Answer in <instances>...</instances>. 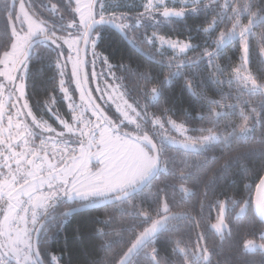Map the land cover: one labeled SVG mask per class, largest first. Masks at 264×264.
I'll return each instance as SVG.
<instances>
[{"label":"trees","instance_id":"16d2710c","mask_svg":"<svg viewBox=\"0 0 264 264\" xmlns=\"http://www.w3.org/2000/svg\"><path fill=\"white\" fill-rule=\"evenodd\" d=\"M17 1L10 9L13 16ZM24 1L28 5V0ZM207 1L197 0L182 17L155 21L141 15L148 10V0H98L96 17L99 9L101 14H123L131 25L134 20L141 22L140 27L123 28L129 41L107 26L95 30V51L85 50L88 81L91 85L90 70L102 69L96 59L107 62L127 100L146 120L138 122L137 127L121 124V114L112 105L103 106L94 89L90 94L116 130L144 147L145 135L154 140L160 168L144 188L119 202L100 205L103 198L70 201L63 195L51 196L57 200L49 199L42 214L32 216L30 252L24 253H30L34 261L25 264H118L129 244L154 222L158 223L153 236L131 264H153L148 255L152 248L156 249L158 264H184V255L175 248L177 239L191 249V264H264V226L252 207L255 186L264 174V89L244 87L233 78L232 68L241 62V38L233 32L228 39L233 25H225L231 18H240L241 25L248 24L249 13L259 10L251 18L253 25L247 33L248 71L264 83V0H234L224 20L226 3ZM30 2L29 11L47 20L58 34L78 28L71 0H52L57 5L55 10L47 0ZM8 10V3L0 6V48L10 43V21L5 19ZM222 31L225 38L217 47L215 42ZM154 33L184 41L188 47L179 51L150 44L148 38H153L145 36L157 41ZM213 49L214 54L204 58ZM96 52L101 56L96 57ZM62 54L41 40L26 62V97L32 112L54 126L58 122L52 111L68 120H73L74 112L62 97L58 83L61 75L56 61H62ZM72 93L76 96L75 88ZM157 118L166 131H171V123H177L195 137L214 134L216 138L197 144L160 134L154 122ZM2 213L3 209L0 218ZM218 219L224 223L221 230L213 227L219 224ZM245 241L251 243L246 247ZM34 242L40 261L35 258ZM5 259L8 264H16Z\"/></svg>","mask_w":264,"mask_h":264},{"label":"rangeland","instance_id":"374dc122","mask_svg":"<svg viewBox=\"0 0 264 264\" xmlns=\"http://www.w3.org/2000/svg\"><path fill=\"white\" fill-rule=\"evenodd\" d=\"M71 1L74 3L73 16L78 28L76 30H70L68 34H59L60 37L68 41L67 44L63 43V40H58L57 42L60 47L52 46L59 50L60 53H64V55H61L62 61L60 63L64 73L61 79L63 78L65 83L60 85V92L66 100L69 109L74 111L73 120H68L61 113L52 111V116L58 122V125L54 126L49 121L33 113L36 121L47 123L49 130H44L38 127L36 123H33L32 117L27 114V110H25L20 119L23 121L22 130L24 127H27L35 134V137L37 135L36 132L43 136L61 137L64 140L74 142L76 148L69 158L63 162H59L55 158L53 150L47 149L46 152L53 155V165L49 166L44 162L40 166L34 165L32 168L25 169L28 161L26 153L25 159L21 162L24 168V174L18 175L15 183L17 185L23 176L27 178V182L20 187H12L10 180L8 183L0 185V200L3 201L0 210L3 209V213L8 208V194L10 193H14L18 197L16 200L15 216L17 208L26 199L35 203L37 207H44L43 205L45 203L48 204V198L51 196H62V194L70 201L109 199L136 186L153 167V155L151 152L127 133L116 130V126L111 125L107 118L104 117L105 114L100 113L86 93L84 81L81 77L80 51L83 33L91 21V6L93 0ZM158 2L160 0H152V5L148 9L154 8ZM186 2L189 3L187 0ZM148 4L149 0L147 6ZM26 10L31 14L27 5ZM17 14H20L21 22H23L24 17L20 8V0L17 1L15 15ZM97 15L105 19L113 18L115 20L117 18L116 14H101L99 9ZM20 27V23L15 25L17 31L20 30ZM156 34L158 33H154V36ZM38 37L39 35L33 37V40ZM96 39L97 33L95 32L88 46L90 52L95 51L93 45ZM180 43L187 45L184 41H178L177 45ZM176 48L181 51L178 46ZM100 56L96 52V57ZM96 60L97 64L102 66V69L90 70V73H92V84L90 85L89 83L90 91L94 89L97 93L98 100L103 106L107 107L112 105L116 112L121 114V124L127 123L129 127H137L138 122L141 123L142 119L146 120V118L142 115L138 107L127 100L122 86L111 71L108 70L109 64L103 60ZM23 70L24 68L22 67L20 71L23 72ZM73 88L77 91L76 96L72 93ZM84 119L87 120V123L82 122ZM154 122L156 123V121ZM160 124H158L160 134H169L175 136L173 138L181 139L189 143L205 144L216 138L215 135L204 136L207 139H204V137H195L189 134L182 124L171 123V131H166L165 126L161 127ZM14 146L17 148L20 147L19 143ZM2 163L3 158L0 157V164ZM16 168L17 165L13 163L12 169ZM0 172H4L5 176L7 175V172L3 168H0ZM0 179H3V177H0ZM57 185L61 187L59 192L55 190ZM218 220L217 223H219L220 227L216 229L221 230L224 223L222 219ZM14 227L18 229L19 243L28 242V230L25 226L21 224L20 226ZM29 239L31 241V237ZM25 255L28 257L27 261H34V257L30 253L25 254L24 252L21 253L22 260Z\"/></svg>","mask_w":264,"mask_h":264},{"label":"snow or ice","instance_id":"6c2138e0","mask_svg":"<svg viewBox=\"0 0 264 264\" xmlns=\"http://www.w3.org/2000/svg\"><path fill=\"white\" fill-rule=\"evenodd\" d=\"M13 2L14 0H0V6L8 3L9 10L5 12V19L10 21L8 26L10 43L6 48H0V157L3 158V163L0 164V168H3L5 172H7L6 176L4 172H0V177H3V179H0V185L8 183L10 180L12 182V187H15L18 175L24 174V168L21 162L25 159L26 153L31 150L30 141L35 139V134L27 127H24L22 130L23 121L20 117L24 114L25 110H27V114L32 117L33 123H36L41 129L49 130L46 122L40 123L36 121L31 105L26 99V62L29 63V49L32 48L33 37L39 35L42 41H46L48 44L57 48L60 47L57 42L58 40H63L65 44H67L68 41L60 37L57 31L51 30V24L43 17H36L34 13L30 14L26 10L24 0H20V8L24 17L23 22H21L20 14L15 16L12 15L10 9ZM47 3L51 6L52 10L57 8V5L52 3V0H47ZM160 3L163 4L164 0H160ZM151 5L152 0H149L148 7H151ZM30 6L31 2L28 0L27 7ZM257 11L259 10L249 13L250 18L248 24L241 25L240 18H238L233 23L232 29L227 33V37L231 39L233 32H236L241 38V62L232 68L233 78L239 81L244 87L251 85L252 89H264V83L258 82L248 71V64L250 61L247 33L251 27V18L257 15ZM170 13L180 16L183 14V10L165 8L163 11V15L165 16ZM17 23L21 24L19 31L15 28ZM224 38L225 33L222 31L215 42L217 47L221 46ZM160 39L172 47L178 46L181 51L188 47V45L184 43L177 45L176 41L165 40L164 37H160ZM214 51L213 49L212 52H206L205 55L211 57ZM261 54L264 55V49H261ZM22 67L24 68L23 72L20 71ZM56 67L60 70L61 77H63L64 73L59 60L56 61ZM217 68H220L219 64H217ZM58 83L63 85L65 80L62 78ZM21 102L23 103L21 104ZM156 123L160 124L159 118L156 119ZM161 127H163V125H161ZM209 132H211V129H209ZM204 139H207V137H204ZM17 143L20 145L19 148L14 146ZM40 143L42 144L43 141ZM37 151L38 150H32V155L35 156ZM13 163L17 165L16 169H12ZM28 163L31 165V158L28 159ZM17 199L18 197H16L14 193L8 194V208L4 210L3 217L0 218V264H8L5 257H7L9 253H11L16 264H25L28 260L26 255L24 261L21 260V253L23 250L16 246L17 243H19L18 229L12 225V221L16 219L15 210ZM156 223L158 222H154L152 228L147 229L146 232L151 233L155 229ZM213 227L219 229L220 225L215 224ZM143 236L144 233H141L140 236L129 244L120 257L118 264H131L134 256L138 253V245L141 243ZM250 243V241H245V246L247 247ZM175 248L184 255V264H191V260L189 259L191 249L182 246L178 239L175 242ZM155 253V248L148 251V255L152 259L153 264H158ZM208 258V254L205 252L204 259L207 260Z\"/></svg>","mask_w":264,"mask_h":264},{"label":"water","instance_id":"95a60500","mask_svg":"<svg viewBox=\"0 0 264 264\" xmlns=\"http://www.w3.org/2000/svg\"><path fill=\"white\" fill-rule=\"evenodd\" d=\"M97 2H98V0H93V2H92V6H91L92 7L91 8L92 17H91L90 23L86 27L84 35H83L82 44H81V51H80V55H81V67H80L81 68V77H82V80L84 81L85 90L87 92H88L89 82L87 80L88 76H87V71H86L85 50L88 48V46L90 44V40L92 38L94 31L97 28H99L100 26H107V27H110V28L118 31L119 33H121L126 38L125 33L123 31V27L121 26V24L118 21L111 20V19H105V18L101 19V18L96 17L95 10H96ZM126 39L129 41L128 38H126ZM39 41H41V39H36V40L32 41V48L29 49V55H30L34 45L36 43H38ZM133 46L137 51L143 53L142 50H140L134 44H133ZM205 57H207V56L205 55L204 58ZM91 101L94 103V105L100 111V113L104 114V111L93 100V98H91ZM143 143H144L145 147L149 148L153 153L152 170L136 186H134L133 188L129 189L128 191H126L122 194H119L117 196H114L112 198H109V199L103 198L101 201L98 202L100 205L115 203V202H119L123 199L128 198L129 196L133 195L134 193H136V192L140 191L142 188H144L149 183V181H151V179L157 174V172L159 171L160 162H161L158 146L154 142V140L149 138V136H147V135H145V140ZM28 166H29V168L33 167V159H32L31 165L28 163ZM263 197H264V174L262 175V177L257 182L255 189H254L253 198H252L253 212H254L255 216L258 218V220L264 226V212L262 210V199H263ZM38 233H39V228L37 229V231L35 233V239L37 238ZM153 234H154V231H152L151 233H148V232L144 233V236L141 239V243L138 245V251L153 236ZM33 250L35 253V258L38 261H40L39 254H38V251L36 249V242L33 243ZM7 257L12 262L16 263L15 260L12 258V255L9 254Z\"/></svg>","mask_w":264,"mask_h":264},{"label":"built area","instance_id":"2783aa9c","mask_svg":"<svg viewBox=\"0 0 264 264\" xmlns=\"http://www.w3.org/2000/svg\"><path fill=\"white\" fill-rule=\"evenodd\" d=\"M82 122H87L84 119ZM43 141L41 144L40 142ZM31 150L27 152L28 158L33 159L34 165H42L44 163L45 158H49L54 161L53 155L51 153H47V149H51L54 151L55 158L59 162H63L69 158V156L74 151L75 143L64 140L63 138L57 136H38L37 138L30 141ZM20 146V145H19ZM32 150H38L35 156L32 155ZM25 181V178L22 179ZM57 188H60L57 186ZM51 202L57 200L56 197H50ZM44 208L35 207V204L29 200H24L23 203L16 211V219L13 221L14 226H20L23 224L25 228L28 230V238L32 235L34 230V225L32 223V216L34 214H42ZM25 242L19 243L18 248H21L23 252H30V245L23 244Z\"/></svg>","mask_w":264,"mask_h":264},{"label":"flooded vegetation","instance_id":"af4514ba","mask_svg":"<svg viewBox=\"0 0 264 264\" xmlns=\"http://www.w3.org/2000/svg\"><path fill=\"white\" fill-rule=\"evenodd\" d=\"M187 1H189V3L186 2V0H164V3L163 4L160 3V2H158V3H156V5H155L156 7L155 8L148 9L145 13H143L141 15L143 17H150V18H152L155 21L157 19H165L167 21L173 20L174 18L182 17L186 11H189V10L193 9L196 6V4H194V2H196L197 0H187ZM211 1L212 0H210V2ZM219 1L221 3L222 2L223 3H226V6H225L226 9H225V11H223L224 14H223V17H222V20H224V15H226L228 13L229 8H230V6H232L234 0H229V1L228 0H219ZM210 2L208 0L207 1V4H210ZM165 8L175 9V10H181L182 9L183 10V14L180 15V16H177L175 14L170 13L169 15L165 16V15H163V11H164ZM220 11H222V10H220ZM98 18H100V17H98ZM117 18L120 19V21H118V22L121 24V26L123 28H126V27H128V28L140 27V22H141L140 20H134L133 21V25H131L130 24L131 23L130 20H128L127 18H125V16L123 14L117 15ZM228 18H229V16H228ZM111 20H113V18H111ZM235 21L236 20H234L233 18H231V20L229 22H225V25H233V23ZM240 21H241V19H240ZM85 30H86V28H85ZM137 32H138V30L137 31H134V33H137ZM94 33H95V31H94ZM142 36L144 37V34ZM145 37H152L153 40L148 38V43L155 44L158 47H167V48L172 47L169 44L164 43L162 40H160V37H164L165 40H174V41H176L178 43L177 40L172 39L171 37H167V36L161 35V34H156L155 35L157 41L154 40V37L153 36H145ZM172 48H175L176 49V47H172ZM87 76H88L87 77V80H88V78L90 79V76H89L88 72H87ZM89 96H90V99H91L92 96H91L90 92H89Z\"/></svg>","mask_w":264,"mask_h":264},{"label":"bare ground","instance_id":"6f19581e","mask_svg":"<svg viewBox=\"0 0 264 264\" xmlns=\"http://www.w3.org/2000/svg\"><path fill=\"white\" fill-rule=\"evenodd\" d=\"M89 82V81H88ZM89 92H90V89H89V86H88V92L86 91L87 95L89 96ZM262 210L264 212V197L262 199Z\"/></svg>","mask_w":264,"mask_h":264},{"label":"crops","instance_id":"0c3cea01","mask_svg":"<svg viewBox=\"0 0 264 264\" xmlns=\"http://www.w3.org/2000/svg\"><path fill=\"white\" fill-rule=\"evenodd\" d=\"M36 136H39V135H36ZM48 165H49V164H48ZM49 166H50V165H49ZM62 195H63V194H62ZM45 204H46V203H45ZM45 204H44V205H45ZM44 205H43V206H44Z\"/></svg>","mask_w":264,"mask_h":264}]
</instances>
